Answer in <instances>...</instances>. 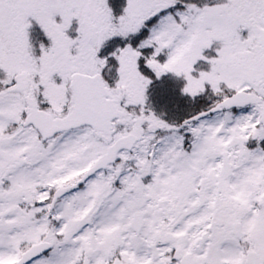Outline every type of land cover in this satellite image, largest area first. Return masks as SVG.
Segmentation results:
<instances>
[{"label": "snow or ice", "instance_id": "obj_1", "mask_svg": "<svg viewBox=\"0 0 264 264\" xmlns=\"http://www.w3.org/2000/svg\"><path fill=\"white\" fill-rule=\"evenodd\" d=\"M0 264H264V0H0Z\"/></svg>", "mask_w": 264, "mask_h": 264}, {"label": "trees", "instance_id": "obj_2", "mask_svg": "<svg viewBox=\"0 0 264 264\" xmlns=\"http://www.w3.org/2000/svg\"><path fill=\"white\" fill-rule=\"evenodd\" d=\"M149 94L153 106L158 111L163 110L167 117L178 119L187 114L186 111L177 110L178 104L186 103L187 99L178 95L174 85L168 78H164L160 83H155L149 90Z\"/></svg>", "mask_w": 264, "mask_h": 264}, {"label": "rangeland", "instance_id": "obj_3", "mask_svg": "<svg viewBox=\"0 0 264 264\" xmlns=\"http://www.w3.org/2000/svg\"><path fill=\"white\" fill-rule=\"evenodd\" d=\"M160 83V82H159ZM181 102V101H179ZM191 106L190 102L189 101H186V103L184 104H181L179 103L178 106H177V110H183L184 112L186 111L187 112V109ZM182 112V113H184ZM178 114H181V113H178Z\"/></svg>", "mask_w": 264, "mask_h": 264}]
</instances>
